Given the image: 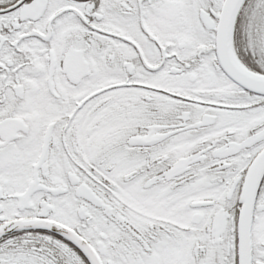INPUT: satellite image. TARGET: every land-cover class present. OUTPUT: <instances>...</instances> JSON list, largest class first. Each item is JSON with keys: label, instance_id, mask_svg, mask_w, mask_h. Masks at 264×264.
Segmentation results:
<instances>
[{"label": "snow or ice", "instance_id": "1", "mask_svg": "<svg viewBox=\"0 0 264 264\" xmlns=\"http://www.w3.org/2000/svg\"><path fill=\"white\" fill-rule=\"evenodd\" d=\"M0 264H264V0H0Z\"/></svg>", "mask_w": 264, "mask_h": 264}]
</instances>
